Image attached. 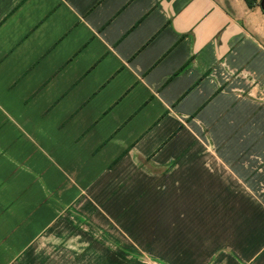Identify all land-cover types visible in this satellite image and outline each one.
Segmentation results:
<instances>
[{
    "label": "crops",
    "instance_id": "crops-1",
    "mask_svg": "<svg viewBox=\"0 0 264 264\" xmlns=\"http://www.w3.org/2000/svg\"><path fill=\"white\" fill-rule=\"evenodd\" d=\"M259 7L0 0V264H264Z\"/></svg>",
    "mask_w": 264,
    "mask_h": 264
},
{
    "label": "trees",
    "instance_id": "trees-1",
    "mask_svg": "<svg viewBox=\"0 0 264 264\" xmlns=\"http://www.w3.org/2000/svg\"><path fill=\"white\" fill-rule=\"evenodd\" d=\"M246 4L250 7V8H255L257 6H261V0H245ZM262 11L264 12V7H262Z\"/></svg>",
    "mask_w": 264,
    "mask_h": 264
},
{
    "label": "water",
    "instance_id": "water-1",
    "mask_svg": "<svg viewBox=\"0 0 264 264\" xmlns=\"http://www.w3.org/2000/svg\"><path fill=\"white\" fill-rule=\"evenodd\" d=\"M261 6L264 7V0H261Z\"/></svg>",
    "mask_w": 264,
    "mask_h": 264
},
{
    "label": "rangeland",
    "instance_id": "rangeland-1",
    "mask_svg": "<svg viewBox=\"0 0 264 264\" xmlns=\"http://www.w3.org/2000/svg\"><path fill=\"white\" fill-rule=\"evenodd\" d=\"M257 7H259V6H257ZM260 8V7H259Z\"/></svg>",
    "mask_w": 264,
    "mask_h": 264
}]
</instances>
